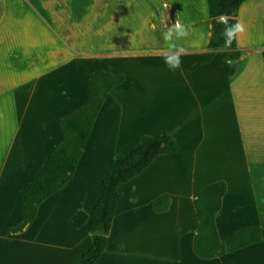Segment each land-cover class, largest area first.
I'll return each instance as SVG.
<instances>
[{
	"label": "crops",
	"instance_id": "obj_1",
	"mask_svg": "<svg viewBox=\"0 0 264 264\" xmlns=\"http://www.w3.org/2000/svg\"><path fill=\"white\" fill-rule=\"evenodd\" d=\"M162 13L169 26L177 17L193 29L177 41L187 53L174 71L164 62ZM236 21L246 31L228 77L223 49L208 47L206 0H0V264H77L112 158L162 132L177 152L119 185L94 264H264V241L213 258L193 251V201L208 183L226 184L220 240L264 227V0H245ZM97 68L125 80L105 96L70 179L9 233L23 219L29 181L64 138L60 119L86 103ZM162 195L169 206L157 212Z\"/></svg>",
	"mask_w": 264,
	"mask_h": 264
},
{
	"label": "trees",
	"instance_id": "obj_2",
	"mask_svg": "<svg viewBox=\"0 0 264 264\" xmlns=\"http://www.w3.org/2000/svg\"><path fill=\"white\" fill-rule=\"evenodd\" d=\"M206 1L211 18V38L208 41V47L223 49L221 56L225 71L228 77H232L236 67L231 66L228 60L237 58L239 55L234 50L236 42L233 41L231 48L224 47V38L221 34L225 27L216 20L220 14L235 18L239 6L245 0ZM261 55L264 63V50ZM211 56L212 52H205L202 60L208 62ZM124 80V74L111 73L100 68L89 74V97L86 103L60 119L64 138L29 181L24 193L23 219L16 226L9 228V233L19 232L29 225L35 218L38 205L70 179L105 96L111 88L122 84ZM177 150L178 145L172 135L162 132L157 135H142L130 152L115 155L112 158L110 170L102 179L101 195L92 206L86 223L91 245L82 254L77 264H94L105 250L119 185L140 174L157 156L173 154ZM225 191V182L219 180L203 186L194 198L198 228L193 238V251L201 258H213L254 242L264 241V227L260 226L240 227L227 239H219L215 215L221 208ZM168 206V195H162L152 202V208L157 212L166 210Z\"/></svg>",
	"mask_w": 264,
	"mask_h": 264
},
{
	"label": "clouds",
	"instance_id": "obj_3",
	"mask_svg": "<svg viewBox=\"0 0 264 264\" xmlns=\"http://www.w3.org/2000/svg\"><path fill=\"white\" fill-rule=\"evenodd\" d=\"M167 8V5L165 6ZM170 17L166 13L161 15V23L165 25L166 31L162 33L163 40L166 46L164 51V62L169 70H176L181 65V56L187 53V50L177 43V41L187 38L193 31L192 27L184 23L181 19L175 18L174 22L169 26L168 21ZM218 23L225 25L222 32L224 38V47L231 48L233 41L238 38L240 34L245 33L246 26L242 22L236 21L234 25L228 24L229 16L220 14L216 20ZM205 35L201 33V39H204ZM211 38V34H208V39Z\"/></svg>",
	"mask_w": 264,
	"mask_h": 264
},
{
	"label": "water",
	"instance_id": "obj_4",
	"mask_svg": "<svg viewBox=\"0 0 264 264\" xmlns=\"http://www.w3.org/2000/svg\"><path fill=\"white\" fill-rule=\"evenodd\" d=\"M228 24H229V26H230V25H234V18L229 17V22H228ZM224 27H225V25H224ZM228 63H229L231 66H234L235 63H236V59H230V60H228Z\"/></svg>",
	"mask_w": 264,
	"mask_h": 264
}]
</instances>
